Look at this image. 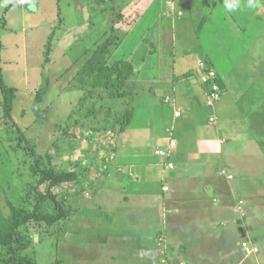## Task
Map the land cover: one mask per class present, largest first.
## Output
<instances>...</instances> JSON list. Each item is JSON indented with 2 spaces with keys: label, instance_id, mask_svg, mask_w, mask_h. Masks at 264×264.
<instances>
[{
  "label": "rangeland",
  "instance_id": "374dc122",
  "mask_svg": "<svg viewBox=\"0 0 264 264\" xmlns=\"http://www.w3.org/2000/svg\"><path fill=\"white\" fill-rule=\"evenodd\" d=\"M133 1L103 0L104 9L99 11L91 8L96 4L93 0H32L27 3L0 0L3 76L10 86L17 88L13 109L17 126L14 128L7 129L3 124V98L0 94V197L3 208L7 213L8 198L15 204L31 205L29 201L32 195L28 193L29 198L27 192L31 193V188L36 184L31 166L37 162L44 165L51 160L57 167L77 168L83 172L82 191L81 186L76 187V184L55 189L56 192L68 194L72 212L70 218L52 228L29 226L27 231L31 234L32 243L24 254L37 264H135V260L127 259V251L120 247L126 243L121 241L118 244L116 240L119 233L127 235L129 227L126 221L115 225L114 213L126 215L132 210L126 208L133 204V199L125 207V190L121 181L114 176L118 170V163H114L118 148L115 140L120 131V124L115 123V118L128 108L135 113L130 126L153 122V115L148 111L168 108L169 103L165 102L164 97L173 93L174 77L178 79L190 74L181 78L184 90L190 92V96L179 98V101L185 108L194 106V112L187 113L188 116L183 118H187L184 123L188 127L196 118L194 129L189 128L191 133L196 134L201 129L208 121L210 112L215 113L220 121L228 119L232 124L230 128L240 126L245 117L251 118V130L258 135V151L264 152V43L259 58H253V51L249 50L246 57H242V61L251 62L249 77L259 78L251 88L254 81H239L240 76L235 74L237 68L226 66L223 54L215 62L213 58L221 75L228 69L227 72L231 73L226 81L228 89L222 90V97L210 107L204 100L203 72L201 74L198 69L199 62L194 65L186 62L190 60L186 56L189 53L202 60V48L192 40L194 34L181 32L177 28L176 34L169 33V43H164L163 38L155 43L151 40L149 43L141 41L144 27L147 26L145 20L148 16L150 19L156 18L165 0H149L147 8L143 10L147 11L146 17L130 26L134 19L127 17L125 23L122 20L124 16L118 10L114 11L112 6L114 4L116 8H121L125 3L130 6ZM84 6L88 7L91 15L89 21L94 24L93 32H89L94 39L103 42L114 36L115 39L111 41L116 42L120 37L119 45L112 48L110 61L130 60L136 70H141L139 81L131 90L133 94L125 102H115L107 95L84 100V90L73 83V77L89 56L84 52L88 47V35L83 28L87 17ZM59 9L62 14L58 16ZM124 11L121 14L125 15ZM113 26L116 31H112ZM174 34L176 43H173ZM217 43L212 48L206 43L204 50L212 55L217 49L221 52L220 41ZM240 68L243 75L247 68L245 64ZM131 82L134 80L131 79ZM224 102L226 106L222 105ZM189 116L193 119H188ZM145 141L150 143L142 145H147L150 152L167 149L165 144L156 147V143L148 141V137ZM248 145L253 147L251 143ZM256 149V146L252 149L255 155ZM259 158L261 167L254 164L251 156H248V161L253 163L250 166L264 170V155ZM224 172L222 170L220 173ZM233 172L234 178L228 183L235 186L238 195L244 196L246 192L264 186V178L261 183L256 181L259 175L247 178L236 176L239 170ZM122 173L126 176V172ZM232 177L229 175V178ZM159 191L162 192L161 186ZM47 203L52 209L49 205L51 202ZM118 206H121L120 209H117ZM237 211L241 217L246 214L240 207ZM130 215L127 214L128 217ZM157 236V244L165 245L163 234ZM164 259L167 262V257Z\"/></svg>",
  "mask_w": 264,
  "mask_h": 264
},
{
  "label": "crops",
  "instance_id": "0c3cea01",
  "mask_svg": "<svg viewBox=\"0 0 264 264\" xmlns=\"http://www.w3.org/2000/svg\"><path fill=\"white\" fill-rule=\"evenodd\" d=\"M93 1L96 4L92 9H104L103 0ZM148 2L134 0L130 6L125 3L121 8H116L113 4L112 8L124 16L123 21L127 17L134 19L129 23L133 26L146 17L147 11L143 10L147 8ZM169 2L172 5L169 6ZM242 3L246 5V0H242ZM257 3L255 9L245 6L236 12L227 13L223 9V0H165L161 13L156 18L150 19L148 16L145 20L147 26L144 27L141 41L149 43L151 40L155 43L163 38L164 43H169V33L176 34L177 28L181 32L187 31L194 34L192 40L202 48V60L189 53L186 56L190 60L186 62L192 65L199 62L198 69L201 74L203 72L202 80L205 69L212 68L218 73L223 90L228 89L226 81L230 79L231 72L228 73L229 69H226L221 75L214 65L215 60L223 54L225 65L237 68L235 74L240 76L239 81H254L251 88L259 78L249 77L251 62L242 61V57H246L247 50L253 51V58H259L262 53L264 0H257ZM84 11L87 17L83 28L88 35V47L84 52L88 53L102 42L89 33L93 32L94 24L89 21L91 15L87 6H84ZM122 11L126 14H121ZM61 14L59 9L58 16ZM112 31H116L114 26ZM175 34L173 43H176ZM118 39L120 41V37ZM217 41H220L221 52L217 49L212 55L204 50L206 43L212 48L218 45ZM258 44L261 45V51L256 54ZM238 51L240 56L237 55ZM243 64L247 69L241 75L243 70L240 66ZM135 71L132 89L141 76L140 68L136 70L135 67ZM189 75L178 79L174 77L173 93L164 97L165 102L169 103L168 108L148 111L153 115V122L129 125L117 135L115 141L118 148L114 154V163H118V170L114 176L121 181L125 190V207L133 199V204L126 208L132 209L128 212L131 214L129 217L128 213H114L115 225L126 221L129 227L128 234L125 233L127 235L119 233L117 243H126L120 247L127 251V259L135 260V264H264V186L251 188L255 191L246 192L243 196L236 194L235 186L228 183L234 178L233 170L240 171L236 176L249 178L259 175L256 181L260 183L264 178V170L260 169L262 165L259 162V156H263L264 152L258 151V135L251 130L253 121L245 117L240 126L230 128L232 124L228 119L220 121L215 113L210 112L208 121L201 129L196 134L191 133L189 128L194 129L196 118L189 127L184 123L187 118H183L187 113L189 115L194 112V106L185 108L179 101V98L190 96L181 82V78ZM202 86L205 103L213 107L218 99L212 104L208 103L207 88L203 81ZM222 105L226 106V102ZM147 137L148 141L156 143V147L165 144V150H170V155L157 156L154 153L156 149L150 152L147 145H142L150 143L145 141ZM249 143L256 146V155ZM248 156L260 167L250 166L253 163L248 161ZM222 170L225 174L220 173ZM122 171L126 172V176ZM166 186L168 189H165ZM241 200L244 201L243 209L246 212L243 217L237 211ZM118 207L120 209L121 206ZM157 234H163L166 238L165 245L157 244ZM242 242L256 247L257 251L249 252L242 246ZM166 257L167 262L164 259Z\"/></svg>",
  "mask_w": 264,
  "mask_h": 264
},
{
  "label": "trees",
  "instance_id": "16d2710c",
  "mask_svg": "<svg viewBox=\"0 0 264 264\" xmlns=\"http://www.w3.org/2000/svg\"><path fill=\"white\" fill-rule=\"evenodd\" d=\"M108 39L88 52L89 56L73 77L74 85L78 89L84 90V100L107 95L115 102L119 100L125 102L133 94L131 91L133 86L130 81L135 76V67L126 59L110 61L109 56L112 48L119 41L112 42L115 39L114 36ZM3 47L0 40L2 117L4 126L11 129L17 126L13 117L17 88L10 86L4 79L2 68ZM217 81L223 90L222 81L220 79ZM116 114L119 115V113ZM133 118V110L127 108L115 118V123L120 124V131H124ZM17 130L22 133L20 129ZM31 171L36 179V184L31 188L32 194L27 192V194L33 196L29 201V204H31L29 207L19 204V202L15 204L8 198L6 202L8 212L6 213L0 197V264H37L24 254L32 243L31 234L27 231L29 226L44 225L52 228L70 218L72 212L68 204V194L56 192V188L76 184V187L81 186L80 191L83 190V172H80L77 168H60L50 160L49 164L43 165L38 162L33 164ZM48 201L51 202L49 205L52 206V209L48 207Z\"/></svg>",
  "mask_w": 264,
  "mask_h": 264
},
{
  "label": "built area",
  "instance_id": "2783aa9c",
  "mask_svg": "<svg viewBox=\"0 0 264 264\" xmlns=\"http://www.w3.org/2000/svg\"><path fill=\"white\" fill-rule=\"evenodd\" d=\"M21 3H27L31 2V0H19ZM169 6L172 5L171 2L168 4ZM218 73L216 70L212 68H207L205 69V75L203 76V84L207 88V98H208V103L212 104L214 101L220 98L222 88L219 84L218 80ZM179 114V113H178ZM211 120H214L213 118ZM156 154L162 155V156H169L170 155V150H165V149H157ZM170 166L172 167L173 165L170 163ZM165 189H168L166 186ZM243 204L244 201H240L239 207L243 209ZM242 246L245 247L249 252L257 251L256 247H250L247 242H243Z\"/></svg>",
  "mask_w": 264,
  "mask_h": 264
},
{
  "label": "clouds",
  "instance_id": "9594fccd",
  "mask_svg": "<svg viewBox=\"0 0 264 264\" xmlns=\"http://www.w3.org/2000/svg\"><path fill=\"white\" fill-rule=\"evenodd\" d=\"M245 6L249 9H255L258 7L257 0H246V5L242 3V0H223V9L227 13L236 12ZM260 51L261 45L258 44L256 48V54H259Z\"/></svg>",
  "mask_w": 264,
  "mask_h": 264
}]
</instances>
